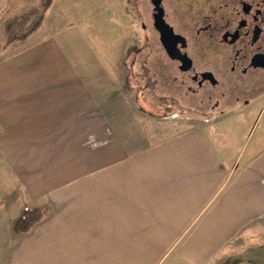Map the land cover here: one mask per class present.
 Masks as SVG:
<instances>
[{
	"label": "crops",
	"instance_id": "1",
	"mask_svg": "<svg viewBox=\"0 0 264 264\" xmlns=\"http://www.w3.org/2000/svg\"><path fill=\"white\" fill-rule=\"evenodd\" d=\"M61 9L27 43L0 41L13 219L49 211L18 232L13 264H261L264 99L155 139L124 114L121 55L86 68L61 43Z\"/></svg>",
	"mask_w": 264,
	"mask_h": 264
},
{
	"label": "flooded vegetation",
	"instance_id": "2",
	"mask_svg": "<svg viewBox=\"0 0 264 264\" xmlns=\"http://www.w3.org/2000/svg\"><path fill=\"white\" fill-rule=\"evenodd\" d=\"M145 2L143 12L135 3V21L151 29V53L162 58V69L179 75L188 118L208 119L264 99V0Z\"/></svg>",
	"mask_w": 264,
	"mask_h": 264
},
{
	"label": "rangeland",
	"instance_id": "3",
	"mask_svg": "<svg viewBox=\"0 0 264 264\" xmlns=\"http://www.w3.org/2000/svg\"><path fill=\"white\" fill-rule=\"evenodd\" d=\"M39 2L40 0H15L10 3L7 0L4 9L19 14ZM136 2L137 0H53L54 5L49 9L45 29L49 28L55 12L64 7L65 3V8L58 11L62 16L59 27L67 30L58 28V31L61 33V43L69 54L75 56L86 68L102 71L106 70L111 59L109 53L121 55L119 62L121 60L120 68L123 70L120 78L124 114L134 115L140 120L135 124L136 129L149 131L156 139L178 132L197 120L188 118L182 111V90L178 84L179 79L176 81L179 75L173 73L170 76V73L162 69V58L159 56L161 59L157 61L155 54L151 53L153 45L155 47L153 34L151 29L144 31L135 21ZM139 2L143 12L147 7L146 2ZM4 36V28H0V41ZM113 78L115 77L109 74L108 83L113 82ZM1 158L0 156V198L4 202L0 209V264H13L12 245L19 234L13 219L17 204L16 197L9 192L5 183L9 175L3 169Z\"/></svg>",
	"mask_w": 264,
	"mask_h": 264
},
{
	"label": "trees",
	"instance_id": "4",
	"mask_svg": "<svg viewBox=\"0 0 264 264\" xmlns=\"http://www.w3.org/2000/svg\"><path fill=\"white\" fill-rule=\"evenodd\" d=\"M52 4L53 0H40L37 5L31 6L22 13L7 17L3 25L7 44L22 45L27 43L43 26L47 12ZM1 203L2 200L0 199ZM48 212V209L42 206L27 207L15 223L16 230L19 233H27Z\"/></svg>",
	"mask_w": 264,
	"mask_h": 264
}]
</instances>
